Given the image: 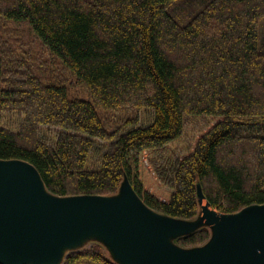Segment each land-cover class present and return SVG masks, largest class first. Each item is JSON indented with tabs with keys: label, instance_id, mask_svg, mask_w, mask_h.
<instances>
[{
	"label": "trees",
	"instance_id": "obj_1",
	"mask_svg": "<svg viewBox=\"0 0 264 264\" xmlns=\"http://www.w3.org/2000/svg\"><path fill=\"white\" fill-rule=\"evenodd\" d=\"M0 158L58 196L197 216L264 203V0H0ZM207 227L178 237L208 240ZM62 264H117L92 243Z\"/></svg>",
	"mask_w": 264,
	"mask_h": 264
},
{
	"label": "water",
	"instance_id": "obj_2",
	"mask_svg": "<svg viewBox=\"0 0 264 264\" xmlns=\"http://www.w3.org/2000/svg\"><path fill=\"white\" fill-rule=\"evenodd\" d=\"M197 200L212 234L186 249L170 239L192 225L149 207L126 177L117 197L58 196L30 162L0 158V264H56L64 248L90 234L122 264H264V203L221 213L199 186Z\"/></svg>",
	"mask_w": 264,
	"mask_h": 264
},
{
	"label": "rangeland",
	"instance_id": "obj_3",
	"mask_svg": "<svg viewBox=\"0 0 264 264\" xmlns=\"http://www.w3.org/2000/svg\"><path fill=\"white\" fill-rule=\"evenodd\" d=\"M122 184V183H121ZM121 186V185H120ZM120 189V187H119ZM119 189L116 193L112 194V195H109L110 197H117L119 195ZM48 190V189H47ZM49 191V190H48ZM50 192V191H49ZM53 194V193H52ZM55 195V194H54ZM103 196V195H102ZM191 225H192V230L195 231V230H198L200 229L201 227H207L210 231V233L212 234V229L209 225H207L201 214H200V211L198 212L197 216L194 217L193 219H190V220H187ZM183 236L182 235H177V236H174V237H171V241L175 244H177L175 242V240L178 238V237H181ZM207 241H205L203 244H200V245H197V246H194V247H198V246H202L206 243ZM92 243H98L100 245L103 246V249H104V252L105 254L107 255V257H109L113 262L117 263V264H122L119 260H117L115 258V256L113 255L110 247L107 245V243L99 236L97 235H93V234H90V235H86L84 236L83 238H81L76 244L72 245V246H69V247H66L64 248L63 252H62V255H61V258H60V261L56 264H62L65 256L67 255V253H69L70 251H73V250H77V249H81L83 247H86V246H89L90 244ZM178 245V244H177ZM179 246V245H178ZM181 247V246H180ZM183 248H186V249H190V248H193V247H183Z\"/></svg>",
	"mask_w": 264,
	"mask_h": 264
}]
</instances>
